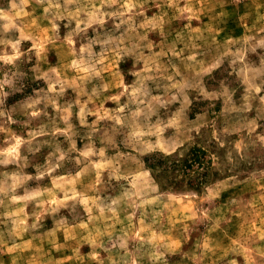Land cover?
Wrapping results in <instances>:
<instances>
[{
    "label": "rangeland",
    "instance_id": "obj_1",
    "mask_svg": "<svg viewBox=\"0 0 264 264\" xmlns=\"http://www.w3.org/2000/svg\"><path fill=\"white\" fill-rule=\"evenodd\" d=\"M0 264H264V0H0Z\"/></svg>",
    "mask_w": 264,
    "mask_h": 264
}]
</instances>
